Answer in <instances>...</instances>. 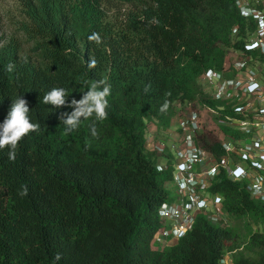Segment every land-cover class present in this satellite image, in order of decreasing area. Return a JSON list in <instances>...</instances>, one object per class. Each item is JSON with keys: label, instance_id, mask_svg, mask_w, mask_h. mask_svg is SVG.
<instances>
[{"label": "trees", "instance_id": "16d2710c", "mask_svg": "<svg viewBox=\"0 0 264 264\" xmlns=\"http://www.w3.org/2000/svg\"><path fill=\"white\" fill-rule=\"evenodd\" d=\"M104 1L132 9L115 24ZM236 2L22 0V40L0 34V122L22 95L40 128L17 143L14 160L10 146L0 149V264H56L57 253L59 264H222L228 252L232 264H264V231L254 230L264 227V201L223 170L210 190L223 197L230 222L217 225L199 215L176 244L154 248L163 229L159 208L172 199L173 170H160L158 156L147 150L148 124L170 127L176 103L233 115L202 92L199 78L208 69L231 72L232 50L260 58L245 49L257 24ZM92 35L98 40H89ZM91 58L97 64L89 69ZM10 62L12 73L4 70ZM100 79L111 95L107 119L95 122L98 135H91L93 118L66 134L60 115L72 109L44 104V94L64 87L69 101L78 100L84 81ZM221 130L242 136L228 126ZM198 142L217 160L224 156L213 130L205 127ZM234 218L248 229L244 245Z\"/></svg>", "mask_w": 264, "mask_h": 264}, {"label": "built area", "instance_id": "2783aa9c", "mask_svg": "<svg viewBox=\"0 0 264 264\" xmlns=\"http://www.w3.org/2000/svg\"><path fill=\"white\" fill-rule=\"evenodd\" d=\"M245 18H252L256 31L246 42L245 49L258 51L260 58L243 53L234 69L222 73L206 70L200 79L210 89V96L230 106L233 115L221 118L223 124L242 135L220 137L224 156L217 160L199 145L204 131V119L198 110L190 109L180 130L182 146L174 151L170 163H158L160 170L171 167L176 194L159 208L163 229L154 238L157 249L183 238L203 215L213 224L230 222L224 213L223 197L210 190L223 170L233 181H243L252 199L264 201V0H237ZM191 106V105H189ZM161 144L158 154L165 152Z\"/></svg>", "mask_w": 264, "mask_h": 264}, {"label": "clouds", "instance_id": "9594fccd", "mask_svg": "<svg viewBox=\"0 0 264 264\" xmlns=\"http://www.w3.org/2000/svg\"><path fill=\"white\" fill-rule=\"evenodd\" d=\"M89 40H98L96 35L89 37ZM97 61L91 58V61L87 64L89 69L95 68ZM5 71L12 73L15 70L14 63H8L5 65ZM83 86L86 91H83L80 99L72 98L69 101L68 89L64 87H54L43 96V103L46 105H52L56 108L67 107L72 109L70 112H63L60 115L61 124L64 126L66 134L75 132L84 121L93 118L91 126V135L96 137L98 135L95 122L103 121L107 119L109 107V97L111 95V85L104 79L95 81H84ZM149 88L145 87V92H148ZM167 107L165 104L162 108ZM30 108L28 101L21 96H17L12 100L10 110L7 115L0 122V149L5 146H10L8 152V158L10 160L15 159V147L17 143L28 133L37 132L40 128L38 123L32 122L30 118ZM20 195L27 194V187L22 186ZM62 259V255L57 253L54 257L56 264Z\"/></svg>", "mask_w": 264, "mask_h": 264}, {"label": "rangeland", "instance_id": "374dc122", "mask_svg": "<svg viewBox=\"0 0 264 264\" xmlns=\"http://www.w3.org/2000/svg\"><path fill=\"white\" fill-rule=\"evenodd\" d=\"M102 6L107 20L115 24H119L120 22H122L125 15L132 9V7H130L129 5H123L113 1H104ZM22 8V0H0V34L5 39L13 38L22 40L23 35L19 30V22L24 19ZM29 47L30 44L25 43V48L27 50L29 49ZM232 56L234 61H240L243 58L245 59V56L242 52L234 50H232ZM228 75H231V73H229ZM199 84L202 87V92L205 95L209 96L211 92L210 89H213H209L207 86L203 85L204 83L202 80L199 81ZM176 107L178 109L179 115H182L185 111L187 115L190 109L198 110V112L202 114L204 119V129L206 127L207 129L213 130L219 138L225 136V134L221 130V128L225 125L223 124V121L221 120V117L217 112L209 110L208 108L203 107L199 104L197 105V108H194L193 106H189V104L184 105L181 103H176ZM231 225L239 231L240 243L244 245L248 237V229L244 226V221L242 219L234 218L233 221H231ZM254 230L263 232L264 227L255 226ZM224 260L226 261V263L232 264L233 253L228 252Z\"/></svg>", "mask_w": 264, "mask_h": 264}, {"label": "crops", "instance_id": "0c3cea01", "mask_svg": "<svg viewBox=\"0 0 264 264\" xmlns=\"http://www.w3.org/2000/svg\"><path fill=\"white\" fill-rule=\"evenodd\" d=\"M199 81H201L200 78ZM185 116L186 111L182 115H179L177 109V114L174 116L170 127H168L167 129L159 127L156 122H149L146 134V148L147 150L156 153V155L158 156V162L167 163V161L169 160H174L175 149H178L182 146V132L180 130V127L185 119ZM161 144L165 145V152L163 154H158L157 150L161 146ZM167 189L169 190L172 197L176 194L177 186L174 182L169 181L167 183ZM176 243L177 241H173L168 245H174ZM154 248L157 249L155 245ZM162 249L163 248L157 250ZM222 264L229 263H226V261L223 260Z\"/></svg>", "mask_w": 264, "mask_h": 264}]
</instances>
